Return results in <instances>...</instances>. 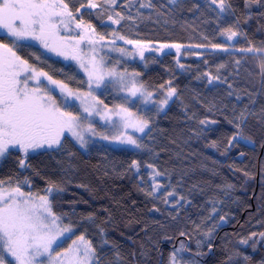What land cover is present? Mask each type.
<instances>
[{
    "label": "trees",
    "instance_id": "obj_1",
    "mask_svg": "<svg viewBox=\"0 0 264 264\" xmlns=\"http://www.w3.org/2000/svg\"><path fill=\"white\" fill-rule=\"evenodd\" d=\"M69 2L73 11L80 6L79 0ZM127 2L118 0L119 5ZM140 2L134 0L130 8L117 7L127 17L120 25L111 24L106 14L98 17V9L82 11L83 18L106 40L112 39L113 29H119L122 35L150 47L161 43L183 45L184 61L168 54L148 59L141 66L127 67L129 72L140 73L139 82L149 91L160 93V86H169V82L177 89L179 98L174 97L163 113L157 114L153 109L139 113L152 119L150 135L142 138L151 152L147 148L130 151L102 144L82 150L66 137L63 151L45 154L38 150L30 154L27 169L19 168V153L1 159L0 179L11 177L15 184L17 178L23 181L28 177L32 187L23 185V190L41 194L48 186L46 178L62 184L64 191L52 198L53 207L63 216V223L72 226L74 234L55 249L56 253L85 234L97 248L99 264H168L170 253L181 242L191 249L181 255L192 264H264V241L258 235L264 232V83L259 61L245 59L237 71L235 57L239 53L233 50L229 54L211 47L212 43L224 42L220 28L236 21L244 34L236 47H246L249 42L264 46V7L252 3L246 9L245 0H229L232 10L216 21L214 13L206 10L204 0H177L176 4L152 0L154 9L140 8ZM17 51L74 90L87 91L83 75L73 67L46 57L32 45ZM32 52L46 62L36 60ZM220 65L224 67L219 68ZM218 68L220 80L209 84L204 72L215 76ZM111 91V87L102 90L98 98L105 104L113 101L117 105L120 100L113 99ZM244 109L247 123L242 126V134L247 140L225 152L228 139L236 133L229 120ZM201 119L217 123L207 125L209 130L197 135L196 130L205 127L199 124ZM213 142L216 147L211 146ZM133 159L141 163L145 181L150 170L144 165L152 163L163 173L157 177L158 182L169 186L168 190L174 189L177 198L183 196L186 202L172 208L162 198L146 196L137 174L128 171ZM214 204V218L205 221ZM89 215L93 222L87 219ZM220 216H225L226 222H221ZM213 224L218 227L211 237L205 236ZM100 228L104 230L103 237ZM182 231L187 235L181 236ZM252 233L257 236L247 245L239 243ZM198 240L202 242L201 255L195 254ZM245 256L249 257L247 261Z\"/></svg>",
    "mask_w": 264,
    "mask_h": 264
},
{
    "label": "snow or ice",
    "instance_id": "obj_2",
    "mask_svg": "<svg viewBox=\"0 0 264 264\" xmlns=\"http://www.w3.org/2000/svg\"><path fill=\"white\" fill-rule=\"evenodd\" d=\"M176 2L177 0H169L172 4ZM133 3L134 0H128L125 5H119L118 0H102V2L79 0L80 6L73 11L69 0H0V30L6 33V36L0 37V159L19 153L18 166L20 169H27L30 166L27 163L30 154L37 153L38 150H42L45 154L63 151L66 142L65 133L71 135L80 148H86L90 143L85 133L92 136L99 135L102 140L128 145L134 149L147 148L140 137L131 133L150 135L152 119L131 111L128 107L131 103L129 98H142L145 104L151 102L157 105L158 114L174 97L179 98L177 89L171 86L170 82L167 88L161 85L163 94L158 101L154 100L153 97L157 96V93L149 91L136 79L140 75L139 72H128L127 69L120 72L115 66L108 68L104 50L106 48L108 52H118L121 57L139 55L141 60H144L145 51H162L166 48H175L179 56L183 45L161 43L158 49H153L149 44L122 35L119 29H113L112 39L106 41L105 35L97 33L93 25L83 18L82 11L98 9L96 13L98 17L106 14L111 24L120 25L127 17L118 11L117 7L130 8ZM252 3L264 7V0H245V8L247 9ZM204 6L208 12L214 13L216 21L221 20L232 10L229 0H204ZM139 7L155 8L152 0L147 2L141 0ZM194 7L199 6L194 5ZM243 35L239 29V21L230 23L227 27L220 28V36L225 42L212 43L211 47L213 50L229 54H233V50L239 53L240 55L235 57L237 71L245 59H257L259 74L262 77L261 83H264V46L257 47L249 42L246 47H236L239 43L238 38ZM117 40L123 41L125 45H131V49L117 47ZM23 41H35L56 56L76 60L88 77V90H74L65 81L54 78L48 71L37 67L23 55L18 54V48L28 47L21 43ZM85 41L92 45L90 57L82 54L81 45ZM31 55L38 61L46 62L36 52H32ZM119 63L120 60H117L116 64ZM180 67L184 66L180 65ZM223 67V65L219 66V68ZM219 68L215 76L210 72H204L203 75L208 78L209 84L214 80H220ZM110 86L117 92L124 93L119 97L120 102L111 108L100 100L95 92V89L101 87L107 89ZM231 87L230 84L229 88ZM57 90L62 99L56 97ZM229 95L232 93L230 92ZM237 99L240 97L237 96ZM72 100L79 101L84 115L70 110L74 107ZM113 115L119 117V122L112 119ZM94 116H99L101 121L110 124L117 130L116 134L98 133L89 119ZM216 123L217 121L212 119H201L199 124L205 127L197 129L196 134L203 135L209 130L207 125ZM229 123L236 129V133L228 139L225 152L239 141L247 140L242 134V126L247 123V109L234 115ZM121 128L123 131L120 130ZM211 146L216 147L215 142ZM147 150L151 152V148ZM68 155L71 156L72 153L69 152ZM144 167L150 170L148 181H145L141 174V163L138 160L131 161L128 171L137 174L141 191L146 196L153 199L162 198V202L172 208H177L182 201H185L183 196L177 198L174 189L168 190L169 186L158 182L157 177L162 176L163 173L154 164L146 163ZM46 183L48 186L41 194L23 190V185H27L29 189L32 187L28 177L23 181L17 178L15 184L11 177L7 180L0 179V264H99L97 248L85 234L73 240L64 253L53 256L55 252L53 245L57 248L62 247L67 239H71L74 231L70 224L63 223V216L58 215L53 207L52 198L56 193L63 192L64 187L60 182L49 178H46ZM158 210L153 208V211ZM216 212L214 204L211 214L205 218V221L213 219V214ZM87 219L90 222L94 221L91 215ZM220 221L226 222L225 216H220ZM216 227L218 225L213 224L204 235L211 237ZM99 231L100 236L103 237L105 235L103 228ZM180 235L186 236L187 233L182 231ZM258 235L264 241V232ZM256 236L257 233H252L247 239H241L239 243L247 245ZM104 243L107 244L108 241L104 240ZM196 244L195 254L201 255L199 248L202 242L198 240ZM186 252H191V249L181 242L180 246L170 253L168 264H192L181 255ZM44 257L47 260L43 259ZM116 259L117 261L121 259L119 253L116 254ZM243 259L247 261L249 257L245 256Z\"/></svg>",
    "mask_w": 264,
    "mask_h": 264
},
{
    "label": "rangeland",
    "instance_id": "obj_3",
    "mask_svg": "<svg viewBox=\"0 0 264 264\" xmlns=\"http://www.w3.org/2000/svg\"><path fill=\"white\" fill-rule=\"evenodd\" d=\"M4 36H6V33H4L2 30H0V37H4ZM222 39L224 41L223 37H222ZM21 43L26 44V45H32V46L38 47L41 51H43V53L46 54V57H49V58L54 59V60H58L61 63H63L64 65H67V66L69 65V66L73 67L75 70H77L78 72H80L83 75V77L85 79V82H86V85H87L88 77L85 74V71L83 69H81V67L79 66V64L77 63L76 60H73L71 58L64 59V57H62V56H56L54 53L48 52L45 49H43L35 41H23ZM229 43H231V42H229ZM116 45H117V47H125V48H129V49H131V47H132L131 45H125L123 43V41H120V40L116 41ZM91 47H92V45L88 44L87 41H85L81 45V49L83 50L82 54L85 55L86 57H90L91 56V51H90ZM151 48L158 49L159 46L158 47H151ZM180 52H181V54L179 56H177V52H176L175 48H166V49H164L162 51H156V50L145 51L144 52L145 59L141 60L139 55H135L134 57L133 56L121 57L118 52H115V51L108 52L106 48L104 50V54L106 56L105 63L107 65V67L111 68V67L115 66V67H117L118 71H120V72H123L125 69H127L128 66H131L132 64L133 65L136 64V65H140L141 66L144 63H146V61L148 59L162 58V57H164L165 55H168V54L174 55L176 60H178V61L186 60V58L183 57V50L182 49L180 50ZM117 60H120L119 65L116 64ZM136 79L139 81L138 77ZM45 83H47V82L45 81ZM167 87L168 86H165V88H167ZM104 89L105 88H103V87L95 89V92H96L97 96L99 94H102L103 93L102 90H104ZM87 90H88V85H87ZM112 90L113 91H111V93H112V95L114 97L113 99H119L120 96L124 95V93L117 92L113 88H112ZM156 93H157V96L153 97V99L158 101L160 96H162L163 93H162V91H160V93L158 91H156ZM55 95H56V97L58 99H62V97H60V93H59L58 90L56 91ZM129 99L131 100V103L128 105V107L130 108L131 111L137 113V115H139L140 111L143 112L144 110H147V109H153V110L157 109V105H155V104H153L151 102L145 104L143 102L142 98H129ZM171 101H169L168 105L164 108V110L159 112V113H163L168 108V106L171 103ZM71 103L74 105V107L72 109H70L71 111L76 112V113H80L81 115H84L81 112V106H80L79 101L72 100ZM111 104H107V105L110 108L116 106V105H114L113 101H112ZM89 119L92 121L93 126L95 127V129H96V131L98 133H102V134H105V135H115L116 134L117 130L112 128L110 124H108V123H106L104 121H101L99 116L90 117ZM112 119L117 121V122H119V117H117L115 115L112 116ZM120 130L123 131L122 128ZM128 131L131 133L130 129ZM131 134H133V135H135L137 137H140L141 139L144 137V134H142V133H131ZM85 136H86V139L90 141V143L86 146V148H80L79 144L71 137V135H69L68 133H65V137H68L76 146H78L82 150H86L87 148H89L93 144H102V145H105V146L113 148V149H125V150H130V151H137L138 150V149H134V148H132L131 146H128V145H120L118 143L110 142L108 140H102V139H100L99 135L92 136V135H88L87 133H85ZM0 161H1V159H0ZM66 235H68V234H66ZM61 239H64V238L61 237ZM53 247H54V249L57 248L56 245H53ZM64 252H65V250L64 251H60L58 253L54 252L53 256H55L57 254H60V253H64ZM9 259H11V258L9 257ZM43 259L47 260L46 257H44Z\"/></svg>",
    "mask_w": 264,
    "mask_h": 264
}]
</instances>
